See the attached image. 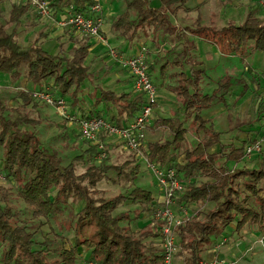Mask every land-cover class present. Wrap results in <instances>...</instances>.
<instances>
[{
    "label": "trees",
    "instance_id": "16d2710c",
    "mask_svg": "<svg viewBox=\"0 0 264 264\" xmlns=\"http://www.w3.org/2000/svg\"><path fill=\"white\" fill-rule=\"evenodd\" d=\"M124 1L125 8L111 23L117 35L129 41L140 34L147 36L150 30L155 35L164 34L168 42L173 41L174 36H187L192 32L196 37L218 42L228 53L245 56L255 49L264 50V14H261L264 9L258 1L247 8L241 22L206 25L199 16L196 25L187 26V29L177 26L171 16L188 0ZM92 2L50 0L54 15L71 5L75 12L88 14ZM30 7L29 1L14 2L7 21L0 23V71L15 77L24 73L39 87L50 82L53 92L66 97L71 109L82 116L105 114L99 107L103 100H107L109 117L118 124H123L141 110L144 92L131 88L117 93L101 87L95 105L88 111L82 104L81 91L91 73L88 61L91 35L73 27V30H67L65 34L74 42L70 54L48 51L38 37L22 44L15 28L9 30L7 23H18ZM80 33L83 35L79 36ZM64 36L58 37L60 45ZM186 60L190 61V58L185 47L171 60L182 68L171 73L176 78L171 89L182 101L181 110L159 116L150 123L165 127L169 135L149 140L148 146L151 159L162 166L175 167L178 176L186 181L184 193L178 198L180 203L187 208L198 202L214 203L191 215L189 213V218L177 227L179 246L175 256L181 249L180 254L187 253L182 264H198L204 259V251L231 223L236 222L235 229L238 230L252 223L264 228V187L260 184L264 179V163L256 168L228 164L231 160L239 162L246 156L248 142L243 140L240 146L227 145L222 141L223 132L203 114V110L214 104H225L233 80L231 76L221 79L213 91L204 92L201 83L205 66L194 61L188 72L183 69ZM148 63L154 69V62ZM161 70L166 71L165 64L161 65ZM10 96L15 97L16 102L0 97L3 168L6 174L23 181L19 193L33 216L50 218L64 212L69 215L65 224L72 232L74 242L67 245V237L56 232L57 238L48 235L40 241V247L36 246L37 230L29 228L27 222H20L21 210L12 204L11 187L0 182L1 264H80L81 246L89 250V259L96 264H164L162 221L153 216L160 202L156 203L153 190L134 185L130 190L107 195L98 187L102 179L124 178L133 183L141 170L135 153L132 151V157L120 163L109 162V155L98 161L95 156L98 144L88 141V147L74 157L89 161L86 170L78 174L74 161L64 164L57 151L42 144L35 130L21 128L24 123L35 122V118L24 111L30 103L37 104L38 99L32 91L18 88L17 93H10ZM259 106V112L264 115V96L260 98ZM190 130L197 138L193 143L188 138ZM216 144L221 146L220 149L211 150ZM129 199L152 213L153 221L135 230L128 227L125 222L131 218L130 211L116 210Z\"/></svg>",
    "mask_w": 264,
    "mask_h": 264
},
{
    "label": "rangeland",
    "instance_id": "374dc122",
    "mask_svg": "<svg viewBox=\"0 0 264 264\" xmlns=\"http://www.w3.org/2000/svg\"><path fill=\"white\" fill-rule=\"evenodd\" d=\"M119 1L118 8L120 7L119 10H123L125 8V1ZM13 3L12 0L7 1L6 8L2 11V14H0V23L7 21ZM247 6L248 1L246 0H188L185 5L179 8L177 13L172 14L171 18L173 21H177L181 28L184 29H187V26H195L199 16L201 22L206 25L222 26L230 21L241 22L245 18L248 8ZM28 13L32 18H36V20L29 19ZM261 14H264V10ZM32 20L33 22H31ZM7 28L9 30L15 28L20 43L28 44L38 37L42 41L43 47L54 53L70 54L71 46L74 44L73 40L70 38L68 39L69 35L67 33L58 36L57 33H55L58 27L54 26L52 23L51 16H43L32 4L30 10L23 15L18 23H7ZM70 29L73 30V28ZM66 31L67 30L64 32ZM146 34L147 36L140 34V36L131 41V47H133V45L146 44L148 47V55H150L149 62H156L152 71L154 80L158 86L159 100L155 104L154 109L156 105H160L161 113L172 114L181 110L182 101L177 93L171 89V85L176 82V78L172 76L171 73L176 70H181L182 68L175 63L173 64L171 60L178 51L185 47L188 49L190 61H185L183 69L186 68L190 72V67L195 63L194 61L202 62L206 68L203 75L204 79L201 83L204 92L213 91V89L218 86L221 79L231 76L233 80L230 91L227 94V102L225 104H214L203 110V114L206 117L211 118L215 127L223 132L222 141L227 145L231 143L240 146L243 140L250 142L254 137L262 134L264 131V115L259 112V104L260 98L264 96V50L255 49L252 53L243 56L240 54L225 52L222 50L218 42L198 38L194 36L192 32H188L187 36H174V39H172L173 41L169 40L171 43L165 40L163 36L164 34L161 35V33H158L155 35L151 30ZM63 35H65V40L60 45V41L57 37ZM82 35V33L79 34V36ZM99 44L100 43H98L95 48L96 50L102 51L97 55L91 54L88 57L91 73L83 84L81 91L83 100L82 104L88 110L95 105L101 87L115 90L117 93H120L125 89H131L132 87V76H130L127 69L124 66L119 65V63L117 64L116 62L107 60L106 56H102V54L104 55L107 53V47L105 48V46ZM112 44L119 47L118 43L115 41ZM166 46L169 47L167 48ZM155 52H157V55H153ZM163 64H165V72H162L161 70V65ZM7 74L13 81H17L18 83L22 82V76L15 77L10 73L5 72L1 73V79H4ZM9 95L6 93H0V97L3 99H9ZM12 98L13 96L10 99ZM106 101L107 100L101 101L99 107L104 109L105 114L110 115V111L106 110ZM40 106H43V108H40ZM9 109L11 110L12 108ZM24 111H27L28 114L32 115L35 118V122L32 124L24 123L21 128L35 130L41 138L44 146L50 150L57 151L64 164L74 161L76 172L82 174L89 165V161L88 159H74V157L88 147V141L90 140L82 136L78 123L76 121L70 122L68 119L60 115L56 109V105L51 103L48 104L39 99L36 105L32 103V107L26 106ZM152 116H154L153 113ZM148 131L150 130L148 129ZM253 133H255V136L252 135ZM168 135V130L162 126L157 128V131L155 132V136L158 138H166ZM188 138L190 143L197 140L196 135L191 130L188 133ZM262 145V150L259 153L254 154L251 157L245 156L239 162L231 160L228 164L232 167L246 165L256 168L260 166L264 163V139ZM220 147L219 144H216L211 150H219ZM3 149L4 146L0 144V171L5 174V178H0V182L11 187L12 204L14 208L21 210L19 218L20 222H27L29 228L37 230L35 237L38 240V243L36 246L40 247V241L45 239L48 235L57 238L58 235L56 232L64 234L67 237V245L72 244L74 242V237L65 224V221L69 218L67 213L64 212L56 217L50 218H39L32 215L31 208L19 193L23 181L12 174L10 175L4 172ZM131 152L132 150L125 148L121 145V142L108 143L109 162H123L127 158L132 157ZM137 158L140 161V158ZM180 158L182 159L183 155ZM140 164L141 170L133 183H129L124 178L119 179L118 177L116 180L102 179L98 184L101 193L103 192L107 195H112L125 190H130L134 185H140L152 189L155 197L158 198L159 186L155 176L146 164L141 161ZM260 184L264 187V179L261 180ZM213 204V202L209 201L193 203L188 207L189 213L191 215L197 210L204 208L205 206H212ZM77 206L78 205L75 206V209ZM121 210L130 211L131 218L125 223L126 225L128 224V227H131L134 230L153 221L152 213L143 210L139 203H135L130 199L120 205L116 212ZM235 227L236 222L231 223L222 234L223 237H230L227 245H231V242L235 241L237 238L244 239V236L248 233L241 231L243 229H235ZM245 227L250 231L260 230L259 224H247ZM261 232H264V228ZM223 237H221V239ZM1 246L2 241L0 240V250ZM79 249L81 250L78 257L80 264H89L91 261L89 259V250H86L82 246ZM180 250L181 249H179V252L175 257L174 264H182L184 262V256L187 253L185 254L183 251L180 254ZM204 253L206 254V251H204ZM258 256L259 260L264 259V252L260 250Z\"/></svg>",
    "mask_w": 264,
    "mask_h": 264
},
{
    "label": "built area",
    "instance_id": "2783aa9c",
    "mask_svg": "<svg viewBox=\"0 0 264 264\" xmlns=\"http://www.w3.org/2000/svg\"><path fill=\"white\" fill-rule=\"evenodd\" d=\"M29 1L43 16H53L50 0H20ZM264 9V0H256ZM71 5L57 17V22L63 26H71L79 32L96 37L107 46V52L111 58L124 66L133 77V88L145 94L142 108L131 119L118 124L108 114L82 116L72 110L66 97L55 95L51 90L50 82L34 88L33 95L48 104L56 105L60 115L70 122L76 121L82 136L93 143L98 144L96 158L98 161L108 156V139L116 138L125 148L132 150L140 161L151 170L160 189V197L156 198L157 204L153 216L162 221L164 264H174L175 254L179 246V233L177 227L189 218L188 208L180 203L179 196L184 193L186 181L181 179L173 166H162L151 159L148 146L147 132L152 121L154 106L158 101V88L147 61L148 47L140 44L133 53H126L112 44L103 31L105 22L104 1L93 0L90 12H75ZM264 132V131H263ZM262 132V134H263ZM102 134L106 136L102 137ZM246 145V156L251 157L262 150L264 134ZM0 178L5 174L0 171ZM227 238L224 236L218 245L224 244ZM259 242L264 248V233L259 237ZM233 259L225 257L217 259H202L198 264H233ZM89 264H96L90 261Z\"/></svg>",
    "mask_w": 264,
    "mask_h": 264
},
{
    "label": "crops",
    "instance_id": "0c3cea01",
    "mask_svg": "<svg viewBox=\"0 0 264 264\" xmlns=\"http://www.w3.org/2000/svg\"><path fill=\"white\" fill-rule=\"evenodd\" d=\"M7 1L8 0H0V14H2V11L6 8ZM12 1L13 2H21L20 0H12ZM103 1H104V14H105V22L103 25V31H104L105 35L109 38L111 43H113L114 41L117 42L120 49L124 50L126 53H133L134 51L137 50V48L139 47L140 44L139 45H133V47H131V41H129L125 37L118 36L117 33L112 28V23H111L112 19L116 16V14H118L121 11V10H119L120 7L118 8L120 1L119 0H103ZM246 1H248L247 7H249L251 4L255 3L256 0H246ZM61 13L62 12H59L57 15H54V13H53V16H51L52 23L54 24V26L58 27L57 31L55 32V33H57L58 36L65 34L64 31L69 30L71 28V26H63L57 22V17L59 15H61ZM28 16H29V19L31 18L33 20L34 19L36 20V18H32L29 13H28ZM33 20L31 22H33ZM173 22L177 26H180L177 21L174 20ZM198 38H200V37H198ZM202 39H204V38H202ZM90 41L92 42V46H91V51H90L89 56L91 54L97 55L99 52L102 51V50H96L95 46L98 43H100L99 45L102 44L103 46H105V48L107 47L102 41H100L96 37L91 36ZM166 47L168 48L169 46H166ZM153 55H157V52H155V54H153ZM102 56H106L107 60H111L112 62H116L113 58H111L109 56L108 52L104 55L102 54ZM149 57H150V55H148V53H147L148 61H149ZM152 62H154V64L156 65L155 61H152ZM116 63L118 64V62H116ZM150 70H151V73L153 75V71H152L153 68L150 67ZM2 72H4V71H0V75ZM5 73H9V72H5ZM21 76H22V82H20V83H18L17 81H13L8 76V74L6 75V77L4 79H1V76H0V93H3V94L6 93L8 95L10 93L16 94L18 88L33 90L34 88L40 86L38 83H35L31 79H29L27 77V75H25L24 73H22V75H20V77ZM130 76H131V74H130ZM45 83H47V82H45ZM131 85H132L131 88H133V77H132ZM157 88H158V86H157ZM10 98H11V96L9 97V100L11 103L15 102V98H12V99H10ZM27 106L32 107V103H30ZM40 108H43V106H40ZM91 108H90V110H91ZM90 110H88V111H90ZM153 114H154V116H152L153 119L151 122H153V120L159 116L172 115V113H161L160 112V105H156L155 109L153 110ZM160 127L161 126L154 127V125L149 126L150 131L147 132L148 141L158 138L155 136V132L157 131V128H160ZM254 134L255 133H253L252 135L255 136ZM107 139L109 142H119L116 138H114L112 136H110ZM121 145H122V143H121ZM159 197H160V189H159L158 198ZM261 230L262 229L256 230V231H250L249 229H247V227H244L243 230H241V231L246 232V233L248 232L244 236L245 238L244 239H238L237 238V239H235V241L231 242V245H227V243L230 240V237H228V236H227V240L224 244L218 245V243H220V241L222 240L221 237H223L221 235L220 237L217 238V240L214 242V244L212 246L208 247L205 250L206 254L204 253V259L211 260V259H217V258L225 257V258L233 259L234 261H236L233 264H264V259H261V260L258 259V257H259L258 255L260 253V250L264 252V248L258 240L259 237L264 233V232L262 233Z\"/></svg>",
    "mask_w": 264,
    "mask_h": 264
}]
</instances>
